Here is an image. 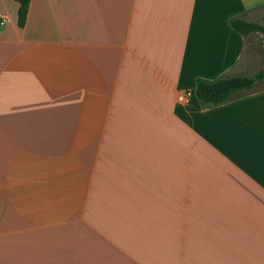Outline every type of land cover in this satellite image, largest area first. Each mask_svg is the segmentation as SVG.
Listing matches in <instances>:
<instances>
[{"label": "crops", "instance_id": "0c3cea01", "mask_svg": "<svg viewBox=\"0 0 264 264\" xmlns=\"http://www.w3.org/2000/svg\"><path fill=\"white\" fill-rule=\"evenodd\" d=\"M19 7L0 0V264H264V80L197 95L264 70V34L230 25L264 0H32L24 28Z\"/></svg>", "mask_w": 264, "mask_h": 264}, {"label": "trees", "instance_id": "16d2710c", "mask_svg": "<svg viewBox=\"0 0 264 264\" xmlns=\"http://www.w3.org/2000/svg\"><path fill=\"white\" fill-rule=\"evenodd\" d=\"M20 7L18 12V25L20 28L26 26L28 14L32 0H16ZM1 24V20H0ZM231 27L242 35L252 33L264 34V25L249 22L241 16L230 20ZM264 80V70L253 76L244 75H223L215 80L199 79L197 81L198 97L211 105H219L230 98V96L240 90H250L258 82Z\"/></svg>", "mask_w": 264, "mask_h": 264}, {"label": "rangeland", "instance_id": "374dc122", "mask_svg": "<svg viewBox=\"0 0 264 264\" xmlns=\"http://www.w3.org/2000/svg\"><path fill=\"white\" fill-rule=\"evenodd\" d=\"M260 23H262V25H264V18L260 21ZM256 47V46H255ZM258 48V47H256ZM258 51V50H257ZM252 54V53H251ZM254 54V53H253ZM256 56V57H255ZM254 58L256 59L255 61V64L254 65H257V63H260V65L262 66V61H263V58H262V55L259 54L258 52H256V54H254ZM264 84V82L262 83Z\"/></svg>", "mask_w": 264, "mask_h": 264}, {"label": "built area", "instance_id": "2783aa9c", "mask_svg": "<svg viewBox=\"0 0 264 264\" xmlns=\"http://www.w3.org/2000/svg\"><path fill=\"white\" fill-rule=\"evenodd\" d=\"M187 97H188L187 94H186V95H181V96L179 97V99H180V100H187Z\"/></svg>", "mask_w": 264, "mask_h": 264}]
</instances>
